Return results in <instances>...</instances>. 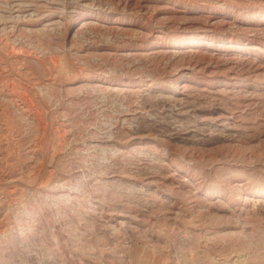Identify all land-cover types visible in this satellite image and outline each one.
<instances>
[{
    "label": "rangeland",
    "instance_id": "obj_1",
    "mask_svg": "<svg viewBox=\"0 0 264 264\" xmlns=\"http://www.w3.org/2000/svg\"><path fill=\"white\" fill-rule=\"evenodd\" d=\"M0 264H264V0H0Z\"/></svg>",
    "mask_w": 264,
    "mask_h": 264
}]
</instances>
